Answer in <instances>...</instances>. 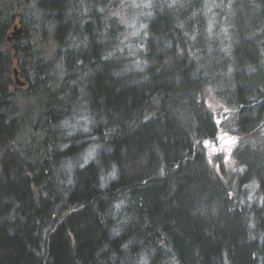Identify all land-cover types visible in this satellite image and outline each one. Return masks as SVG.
Returning a JSON list of instances; mask_svg holds the SVG:
<instances>
[{
	"label": "trees",
	"instance_id": "16d2710c",
	"mask_svg": "<svg viewBox=\"0 0 264 264\" xmlns=\"http://www.w3.org/2000/svg\"><path fill=\"white\" fill-rule=\"evenodd\" d=\"M172 4L128 57L105 0H0V264H264V0Z\"/></svg>",
	"mask_w": 264,
	"mask_h": 264
},
{
	"label": "rangeland",
	"instance_id": "374dc122",
	"mask_svg": "<svg viewBox=\"0 0 264 264\" xmlns=\"http://www.w3.org/2000/svg\"><path fill=\"white\" fill-rule=\"evenodd\" d=\"M174 1L175 0H105L106 5L103 10H105L107 14L104 15L114 18L118 25L115 41L113 43L114 51H117L119 55L123 54L129 57L132 56L131 54L133 51L135 52L141 49L139 39L144 31L145 20L152 14L153 7L161 4L165 5L167 8L173 5L172 2ZM17 30L18 32H16ZM19 32L20 27L18 23H16L7 33L8 42L16 39L19 36ZM40 48L43 49L45 54L49 51L47 45L43 46V48L40 46ZM12 67L13 81H15L19 87L26 88L25 79L22 78L20 70L16 67L15 62H13ZM202 95L206 108L211 112L218 126V131L215 136L212 139H206L202 142L205 149L206 161L212 173L226 184L231 195L234 196L236 190L235 173L237 167L232 154L237 145L238 137L232 135L220 126L232 111L224 107L208 89H205ZM27 132L28 131H25V133H23L22 138H26ZM66 212L67 211H65L64 214Z\"/></svg>",
	"mask_w": 264,
	"mask_h": 264
},
{
	"label": "water",
	"instance_id": "95a60500",
	"mask_svg": "<svg viewBox=\"0 0 264 264\" xmlns=\"http://www.w3.org/2000/svg\"><path fill=\"white\" fill-rule=\"evenodd\" d=\"M16 32H18V30Z\"/></svg>",
	"mask_w": 264,
	"mask_h": 264
}]
</instances>
